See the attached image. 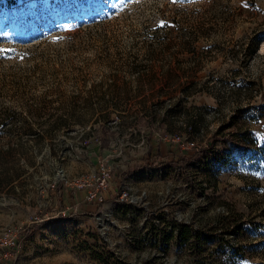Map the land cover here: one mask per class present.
I'll use <instances>...</instances> for the list:
<instances>
[{"label": "rangeland", "instance_id": "1", "mask_svg": "<svg viewBox=\"0 0 264 264\" xmlns=\"http://www.w3.org/2000/svg\"><path fill=\"white\" fill-rule=\"evenodd\" d=\"M263 146L264 0H0L5 264H189L176 237L161 246L168 221L214 237L201 255L264 264ZM98 157L114 181L94 203L58 171Z\"/></svg>", "mask_w": 264, "mask_h": 264}, {"label": "trees", "instance_id": "2", "mask_svg": "<svg viewBox=\"0 0 264 264\" xmlns=\"http://www.w3.org/2000/svg\"><path fill=\"white\" fill-rule=\"evenodd\" d=\"M256 47L257 46H255V48ZM253 85H254V81L249 80L247 83V86L252 87ZM113 103H114L113 106H115V107L119 106L116 102H113ZM253 106L259 108L260 109L259 111H261V109H262V106L261 107L259 105H253ZM176 110H178V107L176 105H173L170 109H167L165 111L166 113H163V114H170L171 112H175ZM145 112L151 114L152 110L147 108V109H145ZM106 115H108V114L102 113L103 117H105ZM261 116H262V113L258 117H261ZM185 122L186 123L183 126L185 133L199 132L200 127L197 123V120L195 118H193V116L190 115V117H187ZM54 123H55V125L59 126L58 128H62V129L64 127L70 126V123L68 121V115H64V114L57 116L55 118ZM181 127L182 126H180V128ZM47 132H49L50 134L49 133L48 134L51 137H53L52 136L53 133L51 131H47ZM255 151H257L256 148H255ZM255 154H252L253 156H251V158L258 159L259 157H256L258 155H255ZM4 156L5 155H4V153H2V150H1L0 151V161L2 160V158ZM169 166H171V165H169ZM1 171H2V169L0 170V172ZM15 179H16L15 176L9 175L5 171L0 173V192L3 191L4 189L10 187L12 185V182ZM165 220L166 219H164V221ZM166 223L169 226L160 233L164 236L160 240L162 247L166 248V246L170 242V239L172 237H176L180 246L186 245L189 249L190 256H192V259L189 262V264H226L225 261H223V262L219 261L218 257L211 258L213 256L212 252L208 253L207 255H201V254H203V251H205L204 248L206 247L207 243L208 242L210 243L212 241V239H214V237L207 238L198 229H195L192 225L190 226L186 223L176 222L174 225L169 221ZM160 234H159V232H156V234H154V237L158 238L160 236ZM222 249H223L222 251H224V253L226 252L228 255H231L234 252V247L232 245H230V243L228 244L227 247L226 246L224 247V244H223ZM101 259L105 260V264H111L110 261H108V260L106 261V259H104V257H102ZM130 264H134V263H130Z\"/></svg>", "mask_w": 264, "mask_h": 264}, {"label": "built area", "instance_id": "3", "mask_svg": "<svg viewBox=\"0 0 264 264\" xmlns=\"http://www.w3.org/2000/svg\"><path fill=\"white\" fill-rule=\"evenodd\" d=\"M62 170L58 171L61 181L66 186H72L78 191L84 192V197L89 202H104L107 198V193L112 188L113 173L112 168L108 165L107 161L103 157H98L95 161V167L89 171L80 173V175L72 178L61 175ZM51 187H55L56 180L53 181ZM127 197V192L124 191L120 194V200L123 201ZM71 208L62 209L57 212V216L66 219L71 214ZM45 215H37L35 221H43L54 216L44 217ZM19 234L18 231L13 228L5 229L0 233V264H5L8 260L12 259L15 254V250L18 247Z\"/></svg>", "mask_w": 264, "mask_h": 264}, {"label": "crops", "instance_id": "4", "mask_svg": "<svg viewBox=\"0 0 264 264\" xmlns=\"http://www.w3.org/2000/svg\"><path fill=\"white\" fill-rule=\"evenodd\" d=\"M95 161H96V160H95ZM95 161H92L91 164L94 165V164H95ZM93 168H94V166H93L91 169H93ZM66 194H67V193H66ZM81 195H82V193L77 192V193L74 194L73 196L75 197V200H76V199L81 200V199L83 198V196H81Z\"/></svg>", "mask_w": 264, "mask_h": 264}]
</instances>
